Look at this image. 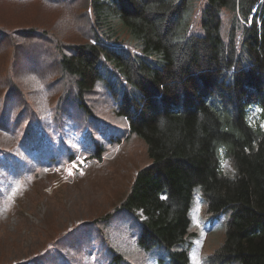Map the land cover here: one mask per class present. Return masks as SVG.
Instances as JSON below:
<instances>
[{"label":"trees","instance_id":"trees-1","mask_svg":"<svg viewBox=\"0 0 264 264\" xmlns=\"http://www.w3.org/2000/svg\"><path fill=\"white\" fill-rule=\"evenodd\" d=\"M193 7L199 18L188 0H0L11 24H0V133L11 141L0 145V167L42 139L48 113L74 116L97 158L125 120L151 162L119 208L141 212L138 247L188 264L182 247L198 188L209 213L229 215L209 263L264 264V129L254 125L264 117V0ZM180 101L178 115L170 107ZM55 154L74 150L57 143ZM66 241L48 238L27 263L71 264Z\"/></svg>","mask_w":264,"mask_h":264},{"label":"rangeland","instance_id":"rangeland-1","mask_svg":"<svg viewBox=\"0 0 264 264\" xmlns=\"http://www.w3.org/2000/svg\"><path fill=\"white\" fill-rule=\"evenodd\" d=\"M223 16L231 19L232 13L224 11ZM7 12H0V24L11 25ZM231 23V21H230ZM17 25V24H16ZM65 143L78 147L80 136L70 128L64 134H55ZM0 145L11 147L6 134L0 133ZM77 161L57 164L56 169L47 170L31 166V170H41L37 175L21 180L22 189L16 191V184L10 176L0 174V264H24L43 248L50 237L63 232L73 225L89 218L102 215L115 205L127 192L138 169L148 166L146 148L137 138H130L122 145L106 151L101 161L95 163L77 156ZM225 162L224 172L231 170ZM199 196L195 190L191 200ZM191 226L189 236L183 245L188 251V264H209L208 255L217 250L224 237V223L227 213L218 218L206 215L204 204L198 198L190 210ZM114 252L123 255L126 264H155L153 255L135 248L133 239L127 234L122 223L110 233ZM85 264L92 260L93 252L84 248L81 252ZM102 263H106L105 259Z\"/></svg>","mask_w":264,"mask_h":264},{"label":"snow or ice","instance_id":"snow-or-ice-1","mask_svg":"<svg viewBox=\"0 0 264 264\" xmlns=\"http://www.w3.org/2000/svg\"><path fill=\"white\" fill-rule=\"evenodd\" d=\"M195 264H201L200 260L199 259H196L195 260Z\"/></svg>","mask_w":264,"mask_h":264}]
</instances>
